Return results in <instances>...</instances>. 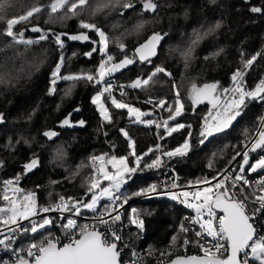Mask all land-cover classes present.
<instances>
[{"label": "trees", "instance_id": "16d2710c", "mask_svg": "<svg viewBox=\"0 0 264 264\" xmlns=\"http://www.w3.org/2000/svg\"><path fill=\"white\" fill-rule=\"evenodd\" d=\"M136 1L87 0L73 16L66 8L51 13L48 6L52 0H0V16L4 17L0 20V207L6 204L2 199L6 180L22 186V193H33L37 209L61 197L72 206L88 192L94 178L93 156L106 154L105 161L112 156L126 157L128 166L136 169L126 174L127 179L119 189L122 202L132 199L124 212L129 233L135 238L143 233L141 245L148 246L152 253L165 255L179 248L187 237L180 230L185 208L174 203L168 195L136 198L139 196L136 193L151 185L162 186L165 168L161 165L147 167L157 157L163 166H173L177 170L181 184L208 181L218 176L256 133L264 115V93L260 97L246 98L240 115L231 125L207 139L200 131L214 108L208 100L194 105L189 93L193 83L198 86L216 83L214 95L220 99L222 88L233 82L232 75L238 69L245 71L243 79L250 91L264 80V0H154L157 4L154 11L144 10L142 5L124 11L125 3ZM34 6L42 10L14 27V32H23L33 43L26 44L23 41L27 40L18 36L13 40L4 34L7 19L26 14ZM254 7L261 11L253 12ZM82 20L106 33V54L99 50L100 37L96 31L80 27ZM32 27H39L41 31L33 32ZM80 32L87 33L88 39H70ZM58 33L65 34L61 36L62 47L56 42L54 34ZM156 33L161 39L155 46V55L141 61L136 49ZM44 34L47 38L40 39ZM121 43L123 49L118 47ZM258 53L253 64L245 68L242 61ZM106 55L113 56L114 62L125 56L134 62L112 73L100 84L95 80L59 79L55 91H51V74L61 57L63 64L59 75L63 77L95 75ZM157 68L164 71L156 73L147 85L131 87L133 81L149 77ZM109 80L129 87V97L118 98L144 109H151V105L142 99L156 95L159 105L154 109L156 119L152 123L138 122L129 116L127 109L113 106L105 94L103 99L111 121L104 120L92 99ZM177 92L183 112L176 120L167 121L168 127H165L164 122L174 112ZM161 100L165 101L164 107L159 104ZM65 119L69 124L62 123ZM81 120L83 125L79 123ZM179 122L184 127L169 134L168 128ZM121 129L127 131V137ZM47 131L56 135L45 136ZM187 139L190 148L185 154H164L174 151ZM130 140L133 148L129 146ZM137 157H140L139 166ZM33 159L37 160L36 166L26 169L25 165ZM255 159L245 165L243 175L255 173L248 170ZM240 166L241 163L232 174L235 175ZM106 167L114 170L111 164ZM105 183L109 186L108 181ZM225 186L228 188L226 183ZM247 189L250 194L256 192L248 186ZM111 204L112 201L104 197L96 211H103V205H108L110 210ZM260 214L263 219L264 211ZM134 217L143 221V228L132 223ZM50 219L53 223L37 233L23 231L20 247H27L33 239L37 242L45 238L65 241L67 230L62 225L67 223L68 217L54 215ZM173 237H176L175 242Z\"/></svg>", "mask_w": 264, "mask_h": 264}, {"label": "snow or ice", "instance_id": "6c2138e0", "mask_svg": "<svg viewBox=\"0 0 264 264\" xmlns=\"http://www.w3.org/2000/svg\"><path fill=\"white\" fill-rule=\"evenodd\" d=\"M145 10H155L157 4L154 0H140ZM87 4V0H52L48 6L51 10V13H57L62 9H67L68 13H71L73 16L77 14V9L82 8ZM124 8L133 7L131 2L125 3ZM42 10L39 6H34L26 12V14L20 15L18 17L9 18L6 20V27L4 29V34L9 37H12L13 40H16L17 36L23 37V32L16 33L14 32V27L22 22H27L35 13H39ZM253 12H260V8H252ZM4 17L0 16V20H3ZM80 27L85 29L95 30L98 36L100 37V52L107 53V42L108 38L105 33L96 27L93 23H86L83 20L80 22ZM219 27V24H217ZM31 31L40 32L39 27H32ZM57 44L61 47L63 46V41L61 36L65 35L63 33L54 34ZM47 34L41 35L40 39H46ZM72 40H87L86 35H72L70 37ZM161 36L156 33L153 34L149 40L140 45L136 49V54L139 56L141 61L147 60L149 56L155 55V46L159 43ZM26 44H31L33 41L27 40L23 41ZM120 49L124 48V45L121 43L118 45ZM93 51H96L94 48ZM86 55H91L87 53ZM253 55L250 59L242 61L245 68H249L253 62L257 59V56ZM134 62L133 59L125 56L124 59L119 62H114V57L111 55H106V59H102L98 68L96 69V74H84L81 76H63L61 77L60 69L63 64V57H61L60 63H57L55 69L52 71V89L55 91V85L59 79L64 80H78L86 79L89 82L94 81L97 84L105 82V78L110 76L112 73L130 65ZM163 68H157L156 72H153L147 79L141 80L137 79L132 82L131 87L140 88L144 85H147L149 81L156 75L158 72H163ZM244 73L241 70H237L232 75V81L235 87L231 90L238 95L233 97L231 100L227 101L222 111H218L215 116L212 117V122L205 121L204 126L201 129L200 135L207 139L212 136L214 133L222 132L228 128L232 121L236 119L237 116L241 113V106L245 104L246 98H256L260 97L264 93V80H261L259 84L256 85L255 89L252 91H246L242 86L240 81L243 80ZM218 85L216 83L204 84L202 87H198L195 83L192 84L190 99L192 103L199 104L204 100H208L212 104L213 108H216L219 104V97L215 96L214 93L217 90ZM112 86L106 84L102 91L98 92L92 99V103L97 105L98 110L101 116L106 121H111V116L109 114L108 107L105 106L104 100L102 99L105 94L111 100V104L118 109H127L129 116L135 117L136 121L144 122L141 120V117L149 115V113L142 112L139 108L133 107L128 103L117 100L115 96L112 95ZM229 89H224V92H228ZM124 95V93H121ZM177 100L174 108L175 115L170 116V119H175V116H179L183 111V104L179 99V92H177ZM151 102V101H149ZM160 106L165 105V101L161 100L159 102ZM2 119V116H0ZM64 125L69 124V120L65 119L62 122ZM81 125L84 124V121H79ZM147 123H152V121H147ZM261 123L264 124V117L261 118ZM165 127H167V121L164 122ZM159 126V125H158ZM184 125H177L174 128H168L169 134L171 132L177 131L179 128H183ZM121 132L125 137L128 136L127 131L121 129ZM45 136L52 137L56 133L52 131H47L44 133ZM191 135V134H189ZM203 143V140L201 141ZM130 147H133V144L130 143ZM189 148L188 140H185L184 144L175 149L172 152L164 153L167 156L174 155H183L187 152ZM257 149H264V129L259 131V138L251 144V147L248 151L243 153V164L240 166V172L245 171V165H249L250 152H255ZM151 151V149L149 150ZM135 153L133 152V155ZM106 155V154H105ZM105 155L93 156L92 162L93 165H96V162L99 161V166L97 167L98 175L95 176L88 188L89 192H92V196L89 202L75 201L72 204V208L75 209L76 213L79 214L80 208L76 207L77 204H80L83 208H87L92 211H96L98 206H100V200L104 197H107L109 200H118L119 197L113 196V191H119L121 185L125 182V176L128 173L134 172L135 168H130L127 163L126 157L112 156L105 161ZM237 155H240L239 153ZM137 166L140 163V157L136 158ZM161 163L159 157L152 161L151 164L147 167H158ZM37 160L33 159L29 164L25 165L26 169H31L35 167ZM106 164H111L113 171H109L106 167ZM211 166V165H210ZM250 172H257V170H264V155H261L258 159L252 163L248 169ZM19 178H17L18 180ZM225 179L220 180L218 183L212 187H205L203 189H197L192 192H183L180 194L171 193L173 199H181V203L186 204L189 208L195 209L197 213L196 223H200L201 228L207 233L208 236L213 237L217 242L211 247L201 246L204 253L203 256H191V257H177L172 261V264H249V259L255 260L258 264H264V237H259L254 239L256 236V229L253 224L250 223L251 217L246 212V204L244 199L236 198V194L229 193V189L225 186ZM236 181H243L244 184L249 182L242 175H237L235 177ZM103 181H108V187H101ZM12 181L6 182V187L4 189V194L2 199L6 202L5 206L0 207V224L5 226L16 225L20 220H27L32 216L38 214L37 206L35 201V196L33 193H28L23 197L22 200L15 198V193L20 192L19 188H9L8 186L12 185ZM209 183L207 180L201 181L197 180L196 184ZM172 187H177L176 184H173ZM233 188L236 187L235 183L232 185ZM259 191L264 193V178L259 181ZM95 189H100L99 195L94 191ZM156 189L155 185H151L147 189H142L136 195H146L149 192H154ZM11 191L12 195H9ZM71 198H69L70 200ZM191 201V202H190ZM127 202V201H125ZM255 203L259 204V208L256 209V213L264 211V194L257 195L255 198ZM104 211L100 213L99 221L101 224H107L108 221L103 217L105 215L111 216V211L109 210L108 205H103ZM214 209H219L223 215L218 218V225L214 223L217 219L216 212ZM68 207V201L64 197L60 198V203L51 207H43L40 209L42 212L49 211H60L66 212L71 211ZM115 209H112L114 211ZM207 212L208 219L203 220L204 212ZM135 213V209H133ZM120 219L119 215L112 217L113 222ZM53 221L49 218H43L41 222L37 223L36 221L31 222L30 228H25L24 232L27 233L31 231L32 233H37L39 229L45 228V226L52 224ZM132 223L135 224L138 228H143V221L137 218L132 219ZM62 227L67 230L69 233L77 227V222L74 219L68 218L67 223L62 225ZM182 230H186L183 229ZM14 231V229H12ZM200 235V233H197ZM115 240H120L121 237L113 233ZM11 237L6 236L4 239H0V245H3L5 248L8 247V243L11 242ZM176 237H173V242H175ZM225 242L227 248L225 247ZM185 244L188 243L187 240L184 241ZM35 250V251H33ZM230 250V251H229ZM246 250H250L246 251ZM227 251V258H222L223 253ZM244 253V257L241 258L240 254ZM27 255L29 257H34V264H120V252L117 250V245L114 241H109L103 233L97 231L95 228L91 230L87 225L80 227L79 238H70L68 243L63 244V246H58V242H54L50 238H45L39 243H32L27 249ZM7 264V262H5ZM18 264H31L30 261H27L23 258L18 260Z\"/></svg>", "mask_w": 264, "mask_h": 264}, {"label": "built area", "instance_id": "2783aa9c", "mask_svg": "<svg viewBox=\"0 0 264 264\" xmlns=\"http://www.w3.org/2000/svg\"><path fill=\"white\" fill-rule=\"evenodd\" d=\"M245 74V71H243ZM244 77V76H243ZM241 86L246 90L250 91L247 83L244 81H240ZM106 84H110L112 86V95L121 97V98H128L130 94L129 87L127 85L118 83L115 80H109ZM105 84V86H106ZM104 86V87H105ZM235 87L234 83L232 82L230 85L225 86L221 90L220 94V99H219V104L217 106V110L215 112H218V110L223 107V105L232 99L233 97L237 96V93H234L231 91ZM224 89H229L228 92H224ZM103 90V89H102ZM121 93H124V95H121ZM144 102L147 104H150L151 109H158V97L156 95H148L146 98L142 99ZM151 101V102H149ZM212 116V115H211ZM264 117V115H263ZM161 121L163 118L161 117ZM264 124L260 122V125L256 131V133L248 140V142L244 145V147L240 150L239 154L236 155V157L230 162V164L215 178L208 180L209 183H201V184H196V183H186V184H181L178 181V172L173 166H163L161 163L160 165L165 168L164 173L161 176V184L162 186L159 188H156L154 192H149L146 195H139L138 197L142 196H150V195H168L171 197L174 203L180 204L185 208V213L183 216V223L180 227V230L184 233L187 234V237L185 240L188 241L187 244L183 243L179 248L174 249L170 251L168 254L161 255V254H155L149 251L148 246H143L141 245L143 233L140 234L139 238L132 237V235L129 233L130 232V227L129 224L126 220L125 217V207L126 205L132 200H127V202H122L121 197H120V192L119 191H113V196L114 197H119L118 200L114 199L112 201V208L110 209L111 211V216L105 215L103 218L108 221L107 224H101L99 221V216L100 213L103 211H96L93 213H87L83 212L80 209L79 214L76 213L75 209L72 208V206L68 202V207L72 209L71 211H66V212H60V211H49L47 213L40 211V209L37 210L38 214L35 216L30 217L27 220H20L18 224L16 225H0V239H4L6 236H10L11 242H6L8 243V247L5 248L3 245H0V264H7L14 262L16 260H19L20 258H30L33 259L34 257H29L27 255V249L30 244L32 243H39L35 239L31 240L27 247L22 248L20 247V236L22 232L24 231L25 228H27L28 225H31L32 221H36L37 223L39 222L40 219L43 218H51L54 215L60 216V217H68L71 219L76 220L77 222V227L69 233L67 231L66 236H65V241L57 239L56 241H60L61 243L64 242H69L70 238H79V224L82 221L86 222V225L89 227V229L95 228L97 231H100L101 233L104 234V236L109 240V241H114L117 245V250L120 252V257L121 260L124 262H130L132 264H143V263H150V264H161L163 262H166L170 260L172 257L180 254H198V255H204L201 246L205 247H211L214 245L217 241L213 239V237L208 236L207 233L204 231L203 228H201L200 223H196L197 219V213L194 209L189 208L186 204L181 203V199L183 197L181 196L180 199H173L171 196V193H183V192H192L196 191L197 189L202 188L206 184H211L215 183L216 181L225 179V183L228 185L229 193H235L236 198L238 199H244L247 197V199H244V202L246 204V212L247 214L251 217L250 221L253 224L254 228L256 229V236L254 239H257L259 237H264V218L261 219V212L256 213L253 215L256 211L257 208H259V204L255 203V198H256V193L255 194H250L248 188L252 190H259V181L264 178V170H259L252 174L251 176H244V178L249 182L248 184H244L243 181H236L235 177L236 175L232 174L233 170H236L239 166V163L242 162L243 160V153L245 151H248L251 147V144L254 143L258 138H259V131L262 129ZM264 154V149H258L255 152H250V159H255L258 156H261ZM99 161L96 162V165H93L92 159H91V165L93 169V174L94 177L98 175L97 173V167L99 166ZM245 167V166H244ZM240 170V169H239ZM235 183L236 187L233 188L232 185ZM173 184H176L177 187H172ZM101 187H108V185L105 183V181L102 182ZM97 192L96 194L99 195L100 189H96ZM68 201L67 199H65ZM60 203V198L49 205H46L44 207H51L56 204ZM78 208H80L78 206ZM112 209H115L112 211ZM216 212V217L217 219L214 221L215 224L218 225V218L219 216L223 215V213L218 210L214 209ZM119 215L120 219L113 222L112 217ZM208 215H206L207 217ZM208 218V217H207ZM186 229V230H182ZM14 229V231H12ZM113 233L116 235L120 236V240H115ZM197 233H200V235H197ZM225 247L227 248V244L225 242ZM35 251V250H33ZM249 251L250 250H246ZM228 252L225 251L223 253L222 258H227ZM241 258L244 257V253H242ZM249 262L251 264H255V260L249 259Z\"/></svg>", "mask_w": 264, "mask_h": 264}, {"label": "rangeland", "instance_id": "374dc122", "mask_svg": "<svg viewBox=\"0 0 264 264\" xmlns=\"http://www.w3.org/2000/svg\"><path fill=\"white\" fill-rule=\"evenodd\" d=\"M100 30H102L101 28H99ZM103 31V30H102ZM104 32V31H103ZM105 33V32H104ZM81 34H83V35H86V36H88L87 35V33H84V32H80V33H77V34H73V35H81ZM105 35H106V33H105ZM19 37V36H18ZM21 40H29L30 38H26L24 35H23V37L21 38V37H19ZM104 59H106V58H104ZM148 78V77H147ZM147 78H142L141 80H144V79H147ZM207 84H210V83H207ZM204 84H202L201 86H198V87H202ZM98 93V92H97ZM97 93L95 94V95H97ZM190 93H191V90H190ZM190 93H189V95H190ZM94 95V96H95ZM116 97V96H115ZM103 99V98H102ZM116 99L117 100H120V101H122V102H125V103H128L129 105H131V106H133V107H136V108H139L142 112H145V109L144 108H142L141 106H139V105H137V104H135V103H132V102H130V101H128V100H125V99H121V98H118V97H116ZM104 100V99H103ZM231 100V99H230ZM180 102L182 103V101L180 100ZM104 103H105V100H104ZM183 104V103H182ZM105 106L107 107V105H106V103H105ZM224 106V105H223ZM183 109H184V106H183ZM217 110V107L216 108H214V110H213V113H212V116L210 117V119H209V121L208 122H212V117L213 116H215L216 115V113L217 112H215ZM223 110V107H221V109L220 110H218V111H222ZM183 112V111H182ZM181 112V113H182ZM157 112H155L154 110L152 111V116H150V117H147V116H143V117H141V120L142 121H144V123H147V121H154L155 119H156V116H157V114H156ZM173 115H175V113L173 112V114L171 115V116H173ZM181 115V114H180ZM178 118V116H175V119H170V117L168 118V120L166 119V121H168V123L170 122V121H173V120H176ZM177 125H183V124H181L180 122L179 123H174L172 126H171V128H174V127H176ZM167 127H168V125H167ZM180 129V128H179ZM201 132V131H200ZM188 140V142H189V148H190V140L189 139H187ZM185 142V141H184ZM184 142L182 143V144H180L177 148H180L183 144H184ZM130 143H132L133 145H134V143H133V141H131L130 140ZM133 148V147H132ZM176 148V149H177ZM189 148H188V150H189ZM258 150V149H257ZM256 150V151H257ZM264 155V154H263ZM260 156H258L256 159H258ZM255 159V160H256ZM255 160H254V162H255ZM236 176L237 175H242V173L240 172V171H238L236 174H235ZM126 179H127V177L125 176V181H126ZM7 181H9V180H6L5 181V183H4V189H5V187L7 186L6 185V182ZM125 183V182H124ZM123 183V184H124ZM216 184V183H215ZM215 184H213V183H211V184H206V185H204L202 188H200V189H203V188H205V187H212L213 185H215ZM10 189L11 188H19L21 191L20 192H18V193H15V198L16 199H18V200H22L23 199V197L25 196V195H27L28 193H22L23 192V187L22 186H16L15 184H13L12 183V185H10V186H8ZM256 195H261V194H264V193H260V191L259 190H257L256 192ZM9 195H12V193H11V191L9 192ZM191 202V201H190ZM3 206H5V205H3ZM3 206H1V207H3ZM82 208V206L80 207V209ZM85 209H87V208H85ZM193 209V208H192ZM38 210V209H37ZM82 210V209H81ZM87 210H89V209H87ZM195 210V209H194ZM206 215H208L207 214V212L205 211L204 212V214H203V220H207L208 218L206 217ZM86 225V222L85 221H82V222H80V224H79V228L80 227H83V226H85Z\"/></svg>", "mask_w": 264, "mask_h": 264}, {"label": "water", "instance_id": "95a60500", "mask_svg": "<svg viewBox=\"0 0 264 264\" xmlns=\"http://www.w3.org/2000/svg\"><path fill=\"white\" fill-rule=\"evenodd\" d=\"M132 5H133V7H136L137 5H142V3L140 2V0H138V1H136V2H134V3H132ZM133 7H131V8H133ZM142 8L144 9V7H143V5H142ZM126 9H128V8H125L124 9V11L126 10ZM157 9V8H156ZM155 9V10H156ZM145 10V9H144ZM150 11H153V10H150ZM162 107V106H161ZM164 107V106H163ZM241 164H243V160H242V162H241ZM96 190V189H95ZM94 190V191H95ZM90 194H92V192H87L84 196H83V198H81L80 200H78V201H83V202H87V199H88V197L90 196ZM76 206H81L80 204H77ZM219 210V209H218ZM250 223H251V221H250ZM91 230V229H90ZM54 242H58V246H63V244H65V243H68V242H64V243H61L60 241H54ZM230 251V250H229ZM242 254V253H241ZM240 254V255H241ZM191 256H203V255H198V254H180V255H176V256H174L173 258H171L170 260H168V261H166V262H163V263H161V264H172V261L173 260H175L177 257H191ZM119 259H120V264H132V263H130V262H124V261H122L121 260V257H119ZM25 260H27V261H30L31 262V264H34V258L33 259H30V258H25ZM9 264H18V260H16V261H14V262H11V263H9ZM143 264H150V263H143ZM249 264H251L250 262H249Z\"/></svg>", "mask_w": 264, "mask_h": 264}, {"label": "crops", "instance_id": "0c3cea01", "mask_svg": "<svg viewBox=\"0 0 264 264\" xmlns=\"http://www.w3.org/2000/svg\"><path fill=\"white\" fill-rule=\"evenodd\" d=\"M145 112L146 113H149V115H146L148 117V116H150L152 114V109H149V108L148 109H145Z\"/></svg>", "mask_w": 264, "mask_h": 264}]
</instances>
